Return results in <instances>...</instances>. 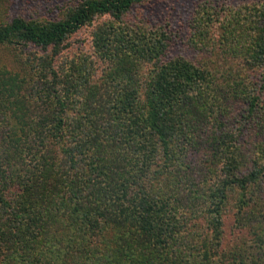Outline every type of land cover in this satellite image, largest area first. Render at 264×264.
<instances>
[{"label": "trees", "instance_id": "trees-1", "mask_svg": "<svg viewBox=\"0 0 264 264\" xmlns=\"http://www.w3.org/2000/svg\"><path fill=\"white\" fill-rule=\"evenodd\" d=\"M153 1L0 17V264H264V1Z\"/></svg>", "mask_w": 264, "mask_h": 264}, {"label": "rangeland", "instance_id": "rangeland-1", "mask_svg": "<svg viewBox=\"0 0 264 264\" xmlns=\"http://www.w3.org/2000/svg\"><path fill=\"white\" fill-rule=\"evenodd\" d=\"M76 1L0 0V17L4 20H10L16 16L54 20L61 9ZM255 1L264 0H159L142 5L137 10L140 17L158 24L166 23L176 33L177 43L169 51L170 56L183 55L190 58L195 56L194 52L187 48V44L190 36V21L196 10L199 11L205 4L213 6L214 12L222 13V10L226 11ZM88 42V28L78 30L68 41L70 48L79 46L82 49ZM12 67L13 61L9 51L6 52L0 48V68L11 70Z\"/></svg>", "mask_w": 264, "mask_h": 264}]
</instances>
